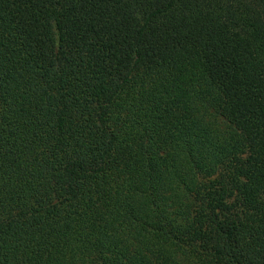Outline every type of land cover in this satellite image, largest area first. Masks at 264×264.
<instances>
[{
  "label": "trees",
  "instance_id": "16d2710c",
  "mask_svg": "<svg viewBox=\"0 0 264 264\" xmlns=\"http://www.w3.org/2000/svg\"><path fill=\"white\" fill-rule=\"evenodd\" d=\"M0 264H264V0H0Z\"/></svg>",
  "mask_w": 264,
  "mask_h": 264
}]
</instances>
